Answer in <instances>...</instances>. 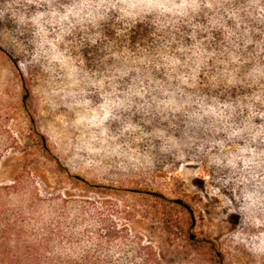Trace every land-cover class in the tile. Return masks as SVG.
Returning <instances> with one entry per match:
<instances>
[{
    "label": "trees",
    "instance_id": "trees-1",
    "mask_svg": "<svg viewBox=\"0 0 264 264\" xmlns=\"http://www.w3.org/2000/svg\"><path fill=\"white\" fill-rule=\"evenodd\" d=\"M61 5L68 17L56 31L66 34L71 52L112 76L119 94L145 99L147 119L160 124L167 147L177 148L176 161H213L232 176L231 197L250 191L264 205V0H63ZM4 21L23 27L16 37L24 48L12 58L17 65L29 49L43 44L46 31L28 32L20 17ZM19 108L33 144L3 129L0 119V264H106L110 258L101 259L99 249L117 233L106 224L104 234H94V249L81 253L79 226L94 204L88 195L112 199L118 193L79 176L69 178L83 195L37 190L35 158L62 167L26 96ZM8 149L21 158L10 163L4 156ZM174 213L157 206L141 211L171 229L179 223Z\"/></svg>",
    "mask_w": 264,
    "mask_h": 264
},
{
    "label": "rangeland",
    "instance_id": "rangeland-1",
    "mask_svg": "<svg viewBox=\"0 0 264 264\" xmlns=\"http://www.w3.org/2000/svg\"><path fill=\"white\" fill-rule=\"evenodd\" d=\"M62 1L0 0V119L3 129L31 146L27 118L19 108L26 96L62 167L35 158L33 177L42 194L83 195L69 176L118 193L112 199L88 195L94 204L80 221V252L94 249V234L105 232L107 224L117 235L99 249L101 259L110 258L106 264H264L262 201L250 191L231 197L232 176L213 161H176L177 148L167 147L160 124L148 121L145 99L116 92L114 78L71 52L66 34L56 31L67 22ZM10 17L22 18L28 32L46 31L43 44L29 49L17 65L12 58L24 48L16 37L23 27L5 24ZM10 151L4 153L10 163L21 158ZM145 193H159L160 200ZM153 206L165 213L173 208L177 227L145 219L141 211ZM75 209H70L72 217ZM146 247L152 252L142 250Z\"/></svg>",
    "mask_w": 264,
    "mask_h": 264
},
{
    "label": "water",
    "instance_id": "water-1",
    "mask_svg": "<svg viewBox=\"0 0 264 264\" xmlns=\"http://www.w3.org/2000/svg\"><path fill=\"white\" fill-rule=\"evenodd\" d=\"M175 202L177 205H180V206L183 205V202L181 200H176ZM191 239L193 240L194 237L192 236Z\"/></svg>",
    "mask_w": 264,
    "mask_h": 264
}]
</instances>
